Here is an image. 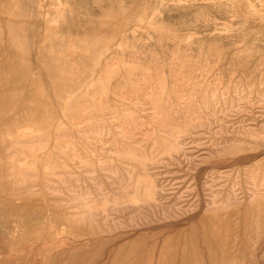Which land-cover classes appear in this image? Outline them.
Returning a JSON list of instances; mask_svg holds the SVG:
<instances>
[{"label": "rangeland", "instance_id": "rangeland-1", "mask_svg": "<svg viewBox=\"0 0 264 264\" xmlns=\"http://www.w3.org/2000/svg\"><path fill=\"white\" fill-rule=\"evenodd\" d=\"M0 264H264V0H0Z\"/></svg>", "mask_w": 264, "mask_h": 264}, {"label": "bare ground", "instance_id": "bare-ground-1", "mask_svg": "<svg viewBox=\"0 0 264 264\" xmlns=\"http://www.w3.org/2000/svg\"><path fill=\"white\" fill-rule=\"evenodd\" d=\"M152 84V83H151ZM182 87V86H181ZM138 88V87H137ZM136 88V89H137ZM150 88V87H149ZM118 89V88H117ZM144 89V88H143ZM138 92L140 93V91L138 90ZM143 94V93H142ZM128 96V95H127ZM188 97V96H187ZM129 98V97H128ZM143 98V97H142ZM147 99V98H146ZM144 100V99H143ZM141 101V100H140ZM191 101V100H190ZM143 102V101H142ZM183 103V102H182ZM143 105H144V103H143ZM146 107V106H145ZM142 109V108H141ZM186 110V109H185ZM178 111V110H177ZM181 111H182V109H181ZM159 112V111H158ZM148 116V115H147ZM153 118V117H152ZM160 118V117H159ZM165 118V117H164ZM176 118V117H175ZM164 121H165V119H164ZM166 121H169V120H166ZM175 121V120H174ZM176 122V121H175ZM163 125H164V123H163ZM167 127V126H166ZM169 127V126H168ZM179 130H177V132H178ZM138 134V133H137ZM149 136V135H148ZM83 222V221H82Z\"/></svg>", "mask_w": 264, "mask_h": 264}]
</instances>
